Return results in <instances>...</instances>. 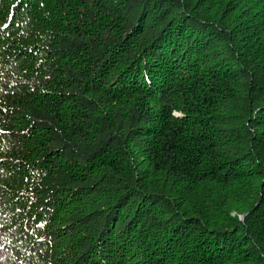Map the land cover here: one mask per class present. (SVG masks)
<instances>
[{
  "label": "trees",
  "instance_id": "obj_1",
  "mask_svg": "<svg viewBox=\"0 0 264 264\" xmlns=\"http://www.w3.org/2000/svg\"><path fill=\"white\" fill-rule=\"evenodd\" d=\"M0 264H264V0H0Z\"/></svg>",
  "mask_w": 264,
  "mask_h": 264
}]
</instances>
